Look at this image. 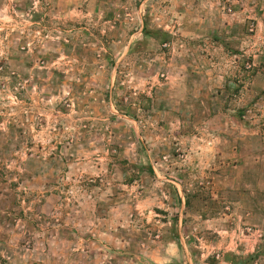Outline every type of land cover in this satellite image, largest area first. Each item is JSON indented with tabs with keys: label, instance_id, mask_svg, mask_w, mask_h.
Wrapping results in <instances>:
<instances>
[{
	"label": "rangeland",
	"instance_id": "1",
	"mask_svg": "<svg viewBox=\"0 0 264 264\" xmlns=\"http://www.w3.org/2000/svg\"><path fill=\"white\" fill-rule=\"evenodd\" d=\"M7 15L0 264H264V0Z\"/></svg>",
	"mask_w": 264,
	"mask_h": 264
},
{
	"label": "crops",
	"instance_id": "2",
	"mask_svg": "<svg viewBox=\"0 0 264 264\" xmlns=\"http://www.w3.org/2000/svg\"><path fill=\"white\" fill-rule=\"evenodd\" d=\"M11 1L12 0H0V16H2V17L9 16L7 14L10 13ZM13 1H19L20 4L22 2V0H13ZM16 4H18V3H16ZM22 9L24 10L25 8H22Z\"/></svg>",
	"mask_w": 264,
	"mask_h": 264
}]
</instances>
